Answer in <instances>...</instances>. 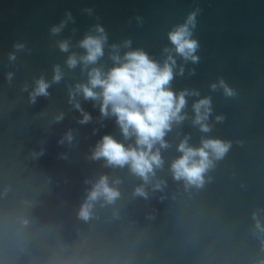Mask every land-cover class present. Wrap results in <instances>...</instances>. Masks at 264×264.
Returning <instances> with one entry per match:
<instances>
[{"label":"water","instance_id":"95a60500","mask_svg":"<svg viewBox=\"0 0 264 264\" xmlns=\"http://www.w3.org/2000/svg\"><path fill=\"white\" fill-rule=\"evenodd\" d=\"M192 14L190 39L196 41L197 60H184L172 51L176 67L169 87L174 93L187 90L199 95L186 96L182 112L187 118L173 124L164 137L169 146L161 150L165 163L157 172L168 181L165 192L157 193L164 199L128 206L137 224H150V243L160 264H195L216 232L214 222L186 214L172 199L176 186L167 169L180 155L176 146L184 137L193 147L202 138L231 143L225 157L208 173L212 180L199 198L205 207L216 216L238 218L245 229L252 223L251 213L264 209V0H0V171L30 150L43 148L44 155L29 167L53 180L45 211L61 202L75 205L87 187L84 181L101 174L120 178L126 195L140 182L126 167L107 168L103 161L89 159L103 135L123 138L114 117H101L98 102L94 106L92 100L77 95L74 102L91 116L89 122L79 123L81 113L69 103V92L87 82V69L82 71L79 63L68 68V56L83 55L79 42L96 35L99 26L106 36L104 55L89 68L107 71L113 66L111 54L131 50H141L162 64L169 54L164 50L174 48L169 32ZM61 23L60 31L53 33ZM62 41L68 43L67 51L58 47ZM125 41H130L127 48ZM112 45L117 46L115 50ZM10 54L15 59L10 60ZM55 66L62 72L61 80L50 84L47 97L29 103L35 81L41 77L51 81ZM181 67L183 72L177 75ZM220 81L232 95L224 94ZM205 97L211 107L207 133L192 124V104ZM60 113L63 119L55 122ZM217 116L223 119L217 121ZM68 132L73 136L71 145L59 143ZM146 213L155 219L145 221Z\"/></svg>","mask_w":264,"mask_h":264},{"label":"clouds","instance_id":"9594fccd","mask_svg":"<svg viewBox=\"0 0 264 264\" xmlns=\"http://www.w3.org/2000/svg\"><path fill=\"white\" fill-rule=\"evenodd\" d=\"M193 15L169 32L168 39L174 48L164 50L169 54L162 64L141 50H131L123 55L111 54L113 66L107 71L89 68L104 55L106 36L99 26L95 28L96 35H87L79 42L83 55L68 56V68L79 63L82 71L87 69V82L75 85L69 92V103L81 113L79 123L89 122L91 116L81 109L79 102H74L77 95L92 100L94 106L98 102L101 117H114L123 138L118 141L103 135L91 149L89 159L101 160L107 168L126 167L140 182L126 195L120 178L101 174L84 181L87 187L75 205L61 202L54 210L45 211L52 196L53 180L29 167L44 155V149L30 150L0 171V264H160L150 243V224H137L128 206L137 201L164 199L157 193L168 188V181L157 175L165 163L161 150L169 146L164 137L173 124L187 118L182 112L186 96L199 95L187 90L174 93L169 87L176 67L172 51L184 60H197L193 55L197 44L190 39L189 28ZM61 27L63 23L52 32H59ZM129 44L125 41L124 46ZM15 47L20 49L23 45ZM58 47L67 51L68 43L62 41ZM111 47L115 50L117 46ZM9 59L15 56L10 54ZM182 72L181 67L177 75ZM11 77L8 73L7 79ZM61 78L62 72L55 66L51 81L37 79L28 93L29 103H35L39 96L47 97L50 84ZM219 86L225 95H232L223 81ZM211 87L215 89L217 85ZM192 111V124L203 133L209 132L210 99L195 101ZM63 116L60 113L53 119L59 122ZM188 140L186 136L177 144L180 155L168 164V173L176 186L172 199L178 200L186 214L207 218L216 226L205 255L195 264H264V209L251 213L252 223L245 229L238 218L216 216L199 199L212 180L208 173L225 157L231 143L202 138L199 146L193 147ZM72 141L68 132L59 143L71 145ZM144 219L151 222L155 216L146 213Z\"/></svg>","mask_w":264,"mask_h":264}]
</instances>
